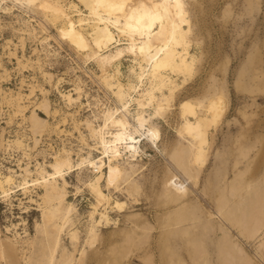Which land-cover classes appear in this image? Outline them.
<instances>
[{"label": "rangeland", "instance_id": "obj_1", "mask_svg": "<svg viewBox=\"0 0 264 264\" xmlns=\"http://www.w3.org/2000/svg\"><path fill=\"white\" fill-rule=\"evenodd\" d=\"M70 1L60 0L65 8ZM0 3V172L6 174L9 168L21 172L19 164L27 163L34 171L37 161H51L63 147L72 151L76 161L77 152L87 155L89 149L80 132L95 144L86 120L98 125L104 105L116 106L99 76L102 71L93 61H85L83 49L60 35L59 23L44 17L46 10L39 12L24 0ZM185 3L193 27L189 50L199 59L195 74L176 91L167 111L152 119L160 129L159 151L143 139L146 154L137 162L141 170L135 176L137 188L128 194L125 186L123 193H115L128 201V207L110 212L117 223L101 226L94 242L85 243L81 264H232L227 255L234 264L242 260L264 264V246H259L264 233L255 238L251 231L255 220L264 223V0ZM131 59L126 55L121 61L124 82L134 76ZM174 77L182 83L181 76ZM77 85L82 88L80 100L68 104L61 93L77 96ZM223 87L228 91L227 110L217 127L209 130L213 138L207 146V163L195 176L186 162L181 164L186 152L182 158L175 154L186 142L177 134L179 103L189 97L206 99ZM18 102L27 105L23 112ZM135 107L133 103L131 109ZM34 108L48 121L41 133L31 129ZM17 136L24 139L25 148L9 146L7 140ZM91 151L94 157L100 154ZM90 166L66 174L67 199L78 210L70 227L79 229L80 244L86 238L84 227L93 201L85 186L93 174ZM18 187L11 194L12 203L0 193V264H46L45 234L37 228L38 202H42L38 194L43 189L37 186L29 193L37 200L32 201L22 198ZM6 226L12 227L10 233ZM14 230L22 236L19 242L28 239L22 251L8 241ZM67 236L63 235L62 243L72 250ZM233 243L249 257H242Z\"/></svg>", "mask_w": 264, "mask_h": 264}, {"label": "bare ground", "instance_id": "obj_2", "mask_svg": "<svg viewBox=\"0 0 264 264\" xmlns=\"http://www.w3.org/2000/svg\"><path fill=\"white\" fill-rule=\"evenodd\" d=\"M24 1L39 12L46 10L44 17L53 24L59 23L60 35L85 51V61H93L102 71L99 76L116 102L115 107L104 105L102 123L95 125L93 121L86 120L89 135L95 141L94 145L89 144L87 136L80 132L82 143L89 148L87 155L77 152L75 161L72 151L63 147L52 154L51 161H37L34 171L27 163L24 167L19 164L21 172L14 168H9L6 174L0 172V193L10 203L15 186L22 190V198L32 201L37 200L29 193L37 186L42 187L43 193L38 194L42 200L38 202L41 222H37V228L40 227L45 234L44 248L48 250L46 264H55L59 251L58 264H81L85 243L94 242L101 226L117 223L118 218H113L110 212H123L128 207V201L115 193H123L125 186L130 191L128 194L137 188L135 176L141 171L136 167L137 162L140 156L146 154L142 148L143 139L159 151L160 129L152 119L167 111L176 91L195 74L199 59L189 50L192 21L185 0H72L66 8L60 0ZM126 55L132 57L130 74L134 76L124 82L121 61ZM174 76H181L182 83ZM74 89L77 96L72 92L61 93L68 104L80 100L81 86L77 85ZM227 92L223 87L206 99L189 97L179 103L181 122L177 134L186 142L175 154L180 153L182 158V153L186 152L181 164L186 162L185 167L193 170L195 176L207 163L210 151L207 146L211 143L209 130L212 126L217 127L226 113ZM17 98L20 101L23 96ZM133 103L136 107L131 109ZM17 104L21 112L27 107L21 102ZM150 108L151 112L148 111ZM95 117L98 119L97 114ZM29 120L33 132L41 133L48 124L46 119L38 116L35 108ZM7 142L9 146L26 147L24 139L19 136ZM94 149L100 153L98 156H92L91 150ZM121 159L122 163L119 162ZM89 164L93 174L85 186L93 201L90 202L84 227L86 238L80 244L79 229L70 227L78 210L75 203L67 199L69 182L66 174ZM18 177L20 180L16 184ZM259 201L262 203V199ZM20 203L23 201L20 200ZM221 207L222 202L219 203L218 213L222 211ZM260 223L255 220L251 229L255 238L264 233V223ZM12 225L15 229L16 224ZM134 226L140 225L134 223ZM5 229L10 233L12 227L6 226ZM12 234L13 238L7 235L8 241L22 251L28 239L19 242L18 238L22 237L20 232L14 230ZM64 234L68 235L72 250L63 245ZM233 245L242 257H249L241 246L237 243ZM259 246H264V239ZM0 252L3 253V249ZM227 257L229 262H234L232 256ZM241 264L249 263L242 260Z\"/></svg>", "mask_w": 264, "mask_h": 264}]
</instances>
